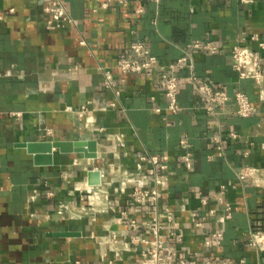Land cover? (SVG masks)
<instances>
[{
	"label": "crops",
	"instance_id": "crops-1",
	"mask_svg": "<svg viewBox=\"0 0 264 264\" xmlns=\"http://www.w3.org/2000/svg\"><path fill=\"white\" fill-rule=\"evenodd\" d=\"M42 1L0 0V264H100L102 253L108 264L115 257L108 245L113 233L120 246L113 264H135L139 246L130 244L134 231L120 213L163 219L165 207L174 211V226L184 232L185 253L264 264V252L248 244L250 231L264 221V105L244 118L231 100L210 118L189 79L193 71L224 85L229 94L242 90L257 99L255 83L238 79L230 48L245 33V43L264 56L250 39L257 34L264 40V0H132L108 9L93 0H62L75 22L55 30L44 27L48 16ZM139 8L144 12L138 14ZM81 40L87 44L80 45ZM135 41L162 64L186 57L192 65L178 71L181 113L172 115L166 108L163 66L141 74L113 68ZM206 41L218 49L194 47ZM75 65L76 70H67ZM99 65L113 69L118 94L104 87ZM81 106L87 109L83 117L77 114ZM158 107L161 112L154 110ZM230 132L238 137L226 140L224 155L216 156L214 137ZM88 139L97 141L95 159L53 149L51 165H36L25 146ZM186 152L192 154L191 169L181 159ZM139 154L168 157L158 206L134 204L132 185L118 171H134ZM245 164L260 169L258 185L238 179ZM86 183L96 188L100 206L89 207ZM221 186L232 207L229 220L212 198ZM201 197L209 199L206 207ZM211 207L217 213L205 215L204 230H193L190 210ZM214 230L223 237L207 248L204 241ZM61 231L77 235L55 234Z\"/></svg>",
	"mask_w": 264,
	"mask_h": 264
},
{
	"label": "built area",
	"instance_id": "built-area-1",
	"mask_svg": "<svg viewBox=\"0 0 264 264\" xmlns=\"http://www.w3.org/2000/svg\"><path fill=\"white\" fill-rule=\"evenodd\" d=\"M99 3L100 8L108 9L111 4L125 5L132 0H93ZM151 2H159L160 0H148ZM248 3L251 0H241ZM42 11L48 18L44 23L47 30L65 29L74 24V19L69 15L62 0H43ZM13 12V9H10ZM136 12L143 13L144 9L139 8ZM1 17V16H0ZM250 39L256 41L259 47L264 50V40H261L257 34H251ZM248 37L245 33L240 37V41L233 44L231 50L232 67L237 74L239 80H252L258 88L257 99L252 101L248 95L242 90H236L233 94H229L228 89L224 85H213L201 78H199L193 71L189 79L194 85L198 94L203 100V109L208 117L215 118L218 115V110H225L227 104L233 100L236 104V114L240 117L248 118L255 114L258 105H264V56L260 51L254 50L250 45L245 43ZM80 45L85 46L87 43L84 40L79 42ZM194 47L197 49H204L208 51H215L218 49L212 42H196ZM158 66H163L161 72V88L164 97L167 100V110L172 115H177L183 111L182 105L178 101L179 82L178 71L185 67L192 69L191 64H187V58L182 57L178 60L162 64L157 56L153 55L150 49L141 41H135L131 44L129 54L127 57L118 59L113 66L122 74H141L154 69ZM75 65L69 67L67 70H76ZM99 70L103 74V85L107 89L115 91V75L111 67L99 65ZM118 94V91H115ZM114 104H111L113 106ZM66 111H72L71 108L66 107ZM86 107L81 106L77 110L79 117L86 114ZM156 112H161V108H155ZM18 116V115H17ZM46 134L52 133L51 129H46ZM238 133L230 132L226 136L216 135L214 137V144L216 148V156L224 155V143L228 139H236ZM186 143V139L181 141ZM244 155H248L245 151ZM192 154L186 152L181 156L187 169H191ZM136 169L134 171L120 170V173L129 179L132 185L131 200L134 204H151L158 206L160 191L166 187L167 176L165 174L168 168V157L164 155L153 154H139ZM258 174L261 176L260 169L250 164H245L243 169L238 173L240 181L251 178V180L258 185ZM87 184V183H86ZM87 189L91 190L88 195L89 207H97L101 205L100 197L95 191L96 188L87 184ZM226 186H221L219 193L213 195V199L218 201L220 208L226 219H231L233 216L232 207L229 202L224 199ZM209 204V199L206 197L200 198L201 207H206ZM64 206V205H63ZM217 213V208L211 207L206 210L203 208L192 209L189 212V222L193 230H204L205 215L213 216ZM127 212L120 213V219L126 218L130 228L134 231V235L130 238V244L139 246L136 247L139 257L135 264H246L244 258L218 260L215 258L201 259L199 253L191 252L185 253L182 250V243L184 241V232L180 228L174 226V211L170 207L164 208V218L161 219L155 216L154 219L137 220L135 218H127ZM95 219V218H93ZM223 237V232L220 230L212 231L204 241L207 248H211L215 242L220 241ZM248 244L254 247L259 252H264V229L256 227L249 234ZM109 248L114 252L115 257L108 260V264H113L116 260L117 252L120 249L118 246L117 234L113 233L111 240L108 242ZM129 243H124V247L129 249ZM106 254L102 253L100 256V264H105ZM74 264H80L75 261Z\"/></svg>",
	"mask_w": 264,
	"mask_h": 264
},
{
	"label": "water",
	"instance_id": "water-1",
	"mask_svg": "<svg viewBox=\"0 0 264 264\" xmlns=\"http://www.w3.org/2000/svg\"><path fill=\"white\" fill-rule=\"evenodd\" d=\"M28 153L33 154V160L36 165H51L53 149L61 153H83L88 159H95L98 156V146L95 139L77 140V141H43L25 143ZM59 236H76L75 232H56Z\"/></svg>",
	"mask_w": 264,
	"mask_h": 264
},
{
	"label": "trees",
	"instance_id": "trees-1",
	"mask_svg": "<svg viewBox=\"0 0 264 264\" xmlns=\"http://www.w3.org/2000/svg\"><path fill=\"white\" fill-rule=\"evenodd\" d=\"M258 227L264 229V221H263L262 225H259Z\"/></svg>",
	"mask_w": 264,
	"mask_h": 264
}]
</instances>
